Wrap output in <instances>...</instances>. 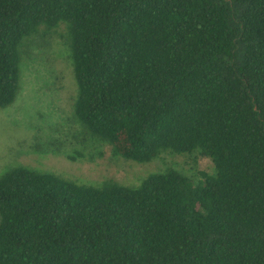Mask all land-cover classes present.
Returning <instances> with one entry per match:
<instances>
[{
  "label": "trees",
  "instance_id": "16d2710c",
  "mask_svg": "<svg viewBox=\"0 0 264 264\" xmlns=\"http://www.w3.org/2000/svg\"><path fill=\"white\" fill-rule=\"evenodd\" d=\"M63 25L73 112L114 154L197 152L136 185L0 171V264H264V0H0V109Z\"/></svg>",
  "mask_w": 264,
  "mask_h": 264
},
{
  "label": "rangeland",
  "instance_id": "374dc122",
  "mask_svg": "<svg viewBox=\"0 0 264 264\" xmlns=\"http://www.w3.org/2000/svg\"><path fill=\"white\" fill-rule=\"evenodd\" d=\"M20 52L18 95L0 109V171L22 164L81 182L112 179L136 185L147 174L168 168L194 181L199 171L213 170L210 160L197 152L165 151L149 162H134L90 135L73 112L76 83L63 25L25 38Z\"/></svg>",
  "mask_w": 264,
  "mask_h": 264
}]
</instances>
